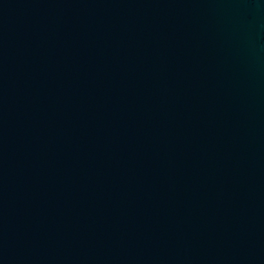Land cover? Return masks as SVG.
Masks as SVG:
<instances>
[{"label": "water", "instance_id": "95a60500", "mask_svg": "<svg viewBox=\"0 0 264 264\" xmlns=\"http://www.w3.org/2000/svg\"><path fill=\"white\" fill-rule=\"evenodd\" d=\"M0 264H264V0H0Z\"/></svg>", "mask_w": 264, "mask_h": 264}]
</instances>
